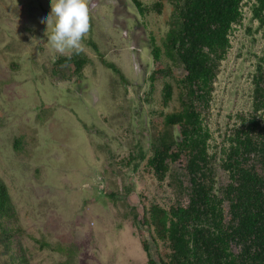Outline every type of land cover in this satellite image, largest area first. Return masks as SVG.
Here are the masks:
<instances>
[{
    "label": "rangeland",
    "instance_id": "374dc122",
    "mask_svg": "<svg viewBox=\"0 0 264 264\" xmlns=\"http://www.w3.org/2000/svg\"><path fill=\"white\" fill-rule=\"evenodd\" d=\"M139 1L144 14L131 0H88L90 29L78 53L88 64L78 74L58 67L57 79L53 64L74 52L60 54L47 41L51 28L40 17L50 13L49 0H0V180L15 212L3 221L12 239L7 250L0 246V264H145L142 240L165 253L138 222L142 207L187 202L190 184L177 164L162 182L147 166L163 116L181 109L176 81L184 72L163 54L171 75L150 83V39L163 47L173 7ZM254 4L242 5L202 114L217 196L229 182L222 168L229 139L252 114L257 78L264 89V25L253 18ZM166 84L173 96L165 107Z\"/></svg>",
    "mask_w": 264,
    "mask_h": 264
},
{
    "label": "trees",
    "instance_id": "16d2710c",
    "mask_svg": "<svg viewBox=\"0 0 264 264\" xmlns=\"http://www.w3.org/2000/svg\"><path fill=\"white\" fill-rule=\"evenodd\" d=\"M144 14L147 9L139 0H131ZM173 11L163 47L150 39L153 70L149 81L154 84L171 75L162 55L184 72L179 85V112L163 116V131L156 135L147 166L155 178L165 180L170 165L177 164L190 184L186 204L169 208L154 203L142 207L140 225L151 233L165 253H155L142 240L145 264H264V89L262 78L255 80L252 114L243 118L229 139L223 170L229 182L221 196L215 194V182L208 154L211 136L203 124V111L208 108L220 63L231 48L232 28L242 21L246 0H169ZM153 8L161 11L162 4ZM253 18L264 25V0H255ZM94 50L97 47L89 43ZM163 50V51H162ZM88 58L73 54L60 57L52 66L53 76L60 79L58 67H73L76 74L88 64ZM104 66L121 76L119 69L102 61ZM152 86V85H151ZM173 96L171 84L163 88V105ZM173 128L177 136H173ZM140 160L145 157L140 154ZM129 161H135L130 158ZM126 194L128 190H126ZM115 208L118 196L110 193ZM134 224L137 214L134 213ZM15 217L11 198L0 180V246L7 250L12 233L3 227L4 220ZM232 246L238 249L235 253ZM158 252V250H156Z\"/></svg>",
    "mask_w": 264,
    "mask_h": 264
},
{
    "label": "clouds",
    "instance_id": "9594fccd",
    "mask_svg": "<svg viewBox=\"0 0 264 264\" xmlns=\"http://www.w3.org/2000/svg\"><path fill=\"white\" fill-rule=\"evenodd\" d=\"M50 13L41 15L51 34L47 36L56 52L64 54L72 50L78 54L81 42L90 29V7L88 0H49ZM87 187V185H85Z\"/></svg>",
    "mask_w": 264,
    "mask_h": 264
}]
</instances>
